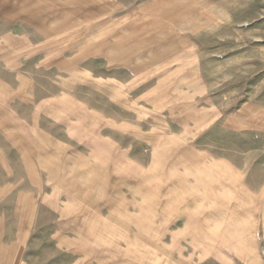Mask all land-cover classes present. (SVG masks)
I'll use <instances>...</instances> for the list:
<instances>
[{
    "label": "crops",
    "instance_id": "1",
    "mask_svg": "<svg viewBox=\"0 0 264 264\" xmlns=\"http://www.w3.org/2000/svg\"><path fill=\"white\" fill-rule=\"evenodd\" d=\"M130 1H60L73 13L81 6L98 15L63 27L89 36L73 38L64 50L68 40L59 38L53 53L32 59L34 66L5 64L11 76L0 81V264H195L194 256L212 251L198 248L187 229L170 231L168 242L159 233L146 242L143 198L114 187V112L123 113L131 85L165 77L169 70L160 68L193 49L189 34L160 13V2ZM0 26L33 29L29 20L1 15ZM46 76L57 87L38 99V78ZM102 125L108 134L97 133ZM243 236L250 247L243 263L264 264L256 237H235Z\"/></svg>",
    "mask_w": 264,
    "mask_h": 264
},
{
    "label": "rangeland",
    "instance_id": "2",
    "mask_svg": "<svg viewBox=\"0 0 264 264\" xmlns=\"http://www.w3.org/2000/svg\"><path fill=\"white\" fill-rule=\"evenodd\" d=\"M60 1L0 0L1 17L33 23L26 30L0 26V81H10L5 64L34 66L59 38L68 40L64 50L89 36L63 27L98 15L81 6L73 13ZM156 1L189 34L192 56L162 66L165 77L131 85L123 113L114 112V187L143 198L146 242L158 233L168 242L170 231L187 229L198 248L212 250L208 259L194 256L195 264H244L249 238L235 236L250 234L264 262V0ZM38 81V99L56 86V78ZM37 118L47 123L42 113ZM102 132L110 128L98 126Z\"/></svg>",
    "mask_w": 264,
    "mask_h": 264
}]
</instances>
